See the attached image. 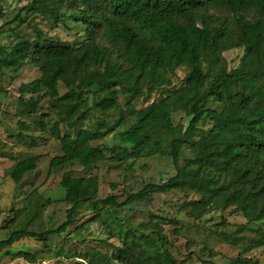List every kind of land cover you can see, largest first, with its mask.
<instances>
[{
	"label": "trees",
	"instance_id": "trees-1",
	"mask_svg": "<svg viewBox=\"0 0 264 264\" xmlns=\"http://www.w3.org/2000/svg\"><path fill=\"white\" fill-rule=\"evenodd\" d=\"M222 9L227 18L217 13ZM33 15L52 27L71 21L84 28L77 45L35 27L33 39L15 36L14 43L0 45V76L24 64L40 71L30 84L36 96L20 99L19 110L32 115L40 100L48 98V109L55 115L50 131L60 145V154L49 167L78 164L86 171L112 160L96 143L123 128L118 132L125 143L120 162L168 157L175 174L135 193L104 198H97V176L64 174L60 186L69 205L66 221L41 234L12 231L0 241V251L23 237L46 241L60 236L74 225L81 205L101 218L106 209L172 191L198 196L188 202V216L194 220L229 208L237 213L243 203L248 205L244 214L248 224L264 223V0H29L0 26V36L14 33ZM233 49L242 55L230 68L223 54ZM178 71H184L181 80ZM60 83L67 89L64 94H59ZM40 91L43 94H37ZM93 110L100 116L86 128ZM177 112L184 113L186 126L173 124ZM111 113L116 118L106 121ZM36 123L45 129L42 120ZM60 124L75 135L61 136ZM184 148L191 156L181 164ZM37 162L35 156L22 158L7 174L19 184ZM153 219L141 226L150 234L127 231L121 245L113 246L111 258L91 253L78 264H183L171 254L162 224ZM164 221L178 225L176 219ZM257 233L226 264H264L249 256L264 249V229ZM17 258L28 264L37 261L36 254L27 252H19Z\"/></svg>",
	"mask_w": 264,
	"mask_h": 264
},
{
	"label": "rangeland",
	"instance_id": "rangeland-1",
	"mask_svg": "<svg viewBox=\"0 0 264 264\" xmlns=\"http://www.w3.org/2000/svg\"><path fill=\"white\" fill-rule=\"evenodd\" d=\"M28 2L0 0V26L10 21ZM217 13L227 18L223 9ZM34 27L72 44L77 45L83 40L84 28L81 25L67 21L65 25L52 27L40 16L33 15L14 33L5 32L1 35L0 45L14 43L15 36L33 39ZM241 55L240 49H233L225 52L223 57L228 67L234 68ZM39 77V69L30 64L5 70L0 76V241L6 240L15 230L41 234L58 228L66 221L69 205L63 201L65 193L60 186L64 174L73 177L97 176V198L135 193L146 184H159L175 174L168 157L120 162V152L125 146L119 135L123 128L96 143L102 144L107 158L112 160L86 171L78 164L51 169L50 161L60 154V145L50 131L55 115L48 109V98L40 100L38 110L32 115L22 114L19 110L20 99L26 101L36 96L30 84ZM177 77L183 79L184 71H178ZM58 90L59 94L67 92L62 83ZM37 94L41 95L43 91ZM261 97L262 92H259L257 98ZM119 102L121 106L124 105L123 95H120ZM142 105L140 102L137 107ZM211 106L215 107L213 104ZM91 112L93 117L85 121L86 128H92L94 120L100 116L95 110ZM114 118L115 113H111L106 121L112 122ZM37 120L43 121L44 130L38 126ZM172 122L174 125L186 126L187 118L184 113L177 112L172 115ZM59 128L61 136L65 133L75 135L74 131L67 130L62 124ZM31 156L38 157L36 168L26 173L19 184H15L7 171L18 160ZM190 156L189 149L184 148L180 163ZM197 199L198 196L189 191L155 194L142 203L106 209L101 212V218H95L90 207L81 205L74 217V225L65 233L48 237L46 241L23 237L10 248L0 251V264H28L17 258L19 252L36 254V264L84 263L91 253L111 258L113 246L121 245L127 231L150 234L141 226L152 220L153 216V220L162 224L164 235L171 243V254L177 261L183 264H226L251 244L259 230L264 229V223L248 224L245 221L244 214L248 205L243 203L237 206V213L229 208L224 212L209 213L201 220H194L188 216V202ZM165 218L176 219L178 225L164 224ZM249 256L264 263V249L254 250ZM112 264L117 263L113 261Z\"/></svg>",
	"mask_w": 264,
	"mask_h": 264
}]
</instances>
